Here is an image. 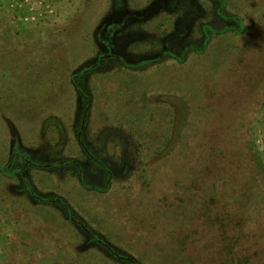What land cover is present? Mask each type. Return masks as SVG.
Listing matches in <instances>:
<instances>
[{
    "label": "rangeland",
    "instance_id": "rangeland-1",
    "mask_svg": "<svg viewBox=\"0 0 264 264\" xmlns=\"http://www.w3.org/2000/svg\"><path fill=\"white\" fill-rule=\"evenodd\" d=\"M5 12L0 264H264V0Z\"/></svg>",
    "mask_w": 264,
    "mask_h": 264
},
{
    "label": "trees",
    "instance_id": "trees-1",
    "mask_svg": "<svg viewBox=\"0 0 264 264\" xmlns=\"http://www.w3.org/2000/svg\"><path fill=\"white\" fill-rule=\"evenodd\" d=\"M26 29V28H25ZM27 30V29H26ZM35 32H37V33H41L42 31L41 30H39L38 29V31H35ZM200 32H202V33H205V28H201L200 29ZM36 36H38L37 34H35ZM35 36V37H36ZM181 106H182V113L180 114V116L177 118V120H176V123H175V126H174V131H173V133H172V135H171V138H170V140H169V143H170V146H168V147H170V148H172V147H174L175 145H176V143L177 142H179L181 139V144H183L182 142L184 141V144H185V139L187 138V137H185V135L186 134H184V132L186 133L187 132V126H188V124H187V122L189 121L188 120V115H191L192 117H193V115H195L197 112H198V110H194V109H192V107L191 108H189L188 107V104H187V102L184 100V99H182V101H181ZM201 112H205V113H209V111H206V110H202ZM186 123V124H185ZM185 125V126H184ZM183 128H184V131H183ZM167 151H165V153H166ZM200 158V157H199ZM201 159V158H200ZM199 159V161L201 162V160ZM205 163H206V166L208 167V168H210V166L212 167V165H214L215 166V163H213V164H210L211 162H208L207 160H205L204 161ZM199 163V162H198ZM256 163V162H255ZM259 164V163H258ZM257 164V170L260 172L261 170H260V167H259V165ZM261 166V165H260ZM151 167V166H150ZM153 171V170H152ZM157 171V169L156 170H154L153 171V173L152 174H150V176L151 177H153V175L155 174V172ZM214 171V170H213ZM191 172H188V174H187V176H190L189 174H190ZM202 175H204V176H206V177H208V178H212L213 180H217V178H219L220 176H219V173L216 171L215 173L214 172H211V171H209L208 173H202ZM221 175V174H220ZM194 176V175H193ZM219 176V177H218ZM189 178V177H188ZM193 179V178H192ZM194 181L196 182V183H198V181L196 180V178H194ZM150 183H151V179H150ZM211 186V187H210ZM216 185H209L208 187L209 188H201V187H196L195 188V190H201V189H204V194H207V195H209V194H213V193H216V191H218L219 190V188H217V187H215ZM151 187V186H150ZM195 200V199H194ZM199 203H207V202H203V201H198ZM200 207V206H199ZM199 207H195L194 208V205H193V210L194 211H198L199 212ZM213 209L214 208H211V210H208V211H205V210H202V208H201V213L202 214H204V218L205 219H209L208 220V223H212V222H214L215 220H217L216 219V215L217 214H214V212L212 213V211H213ZM222 214V213H221ZM223 218L222 219H225L226 218V213L224 212L223 214Z\"/></svg>",
    "mask_w": 264,
    "mask_h": 264
},
{
    "label": "crops",
    "instance_id": "crops-1",
    "mask_svg": "<svg viewBox=\"0 0 264 264\" xmlns=\"http://www.w3.org/2000/svg\"><path fill=\"white\" fill-rule=\"evenodd\" d=\"M41 1L43 0H0V21L2 20L1 24L3 25L5 23L3 21V17L6 15V10H12L16 12L18 15L16 17V22L20 24L22 22L27 24L31 19L35 20V22L41 23V14L44 12V6L40 4ZM48 15H52V13Z\"/></svg>",
    "mask_w": 264,
    "mask_h": 264
},
{
    "label": "built area",
    "instance_id": "built-area-1",
    "mask_svg": "<svg viewBox=\"0 0 264 264\" xmlns=\"http://www.w3.org/2000/svg\"><path fill=\"white\" fill-rule=\"evenodd\" d=\"M55 2L56 0H43L40 2V4L44 6V12L41 14V20L53 12Z\"/></svg>",
    "mask_w": 264,
    "mask_h": 264
}]
</instances>
